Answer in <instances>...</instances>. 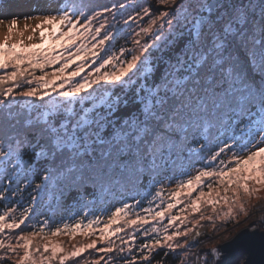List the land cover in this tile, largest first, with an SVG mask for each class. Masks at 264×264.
Segmentation results:
<instances>
[{"label":"snow or ice","instance_id":"6c2138e0","mask_svg":"<svg viewBox=\"0 0 264 264\" xmlns=\"http://www.w3.org/2000/svg\"><path fill=\"white\" fill-rule=\"evenodd\" d=\"M13 6L0 0V264H66L87 250L97 258L83 264H252L249 248L226 259L216 239L190 251L201 232L169 226L187 219L171 211L185 189L181 212L206 203L221 220L237 206L247 216L242 197L264 190V0H45L23 17L38 21L40 43L27 46ZM49 196L79 209L55 223ZM109 196L126 198L100 227L95 204ZM97 230L104 246L53 240Z\"/></svg>","mask_w":264,"mask_h":264},{"label":"rangeland","instance_id":"374dc122","mask_svg":"<svg viewBox=\"0 0 264 264\" xmlns=\"http://www.w3.org/2000/svg\"><path fill=\"white\" fill-rule=\"evenodd\" d=\"M90 2L93 5H98V6H103V5H111V3L114 2V0H90ZM128 2L131 3H136L138 2V0H128ZM0 19H2L0 17ZM38 23V21H34V20H25L23 17H20L17 20V26L16 28L18 29L19 32H23L24 35L22 37L17 36L16 40H22L23 41V45L27 46L30 44H39L40 43V39H39V29L36 30L35 33L32 32V28L35 27V25ZM25 25H27L28 27L26 28ZM7 32V20H5V24L4 25H0V33H6ZM31 36L32 39L29 40L28 37ZM15 42V41H14ZM127 47H132V45L129 43L128 45H126ZM97 62L96 64H91V62H89V64L86 66L85 71L83 73H81V75H87V73L89 71H91L93 68L98 66ZM59 65L56 66H52V67H46V71L51 73L53 71L54 67H58ZM74 67V65H73ZM109 71H111L112 69L109 68ZM69 71H71V69H69ZM2 74V73H0ZM42 73H40L39 70L36 71V75L39 76ZM75 79H79V77H76ZM34 86V85H33ZM55 95V93L53 94ZM196 167H200V165H196ZM189 171H191V169H189ZM207 178H205V183H207ZM138 189L141 190V192H147L149 190L144 189V187H142L143 189H141L139 186L137 187ZM153 188V186L151 187V189ZM167 189H174L175 185H166ZM203 190L205 192L208 191L207 187H203ZM199 190L194 191L192 194V198H195L196 195H198ZM187 190L185 189L184 192L182 193L180 200L181 203L177 205V207L175 209H172V214L173 215H180L181 217L187 216V219L184 220L183 224H180L179 221L176 222L175 225L173 226H169V231H174L177 227L180 228L181 230H183L185 227L188 228H193L194 227V231L195 230H199L200 232L202 231H208L209 233H211L212 238L211 239H216L217 242L219 244L223 243L225 240L220 239V237H223L225 235H227L229 238H231L239 229H241L244 226H250L251 224L255 223V221L257 222L258 219L262 218L264 216V190H262L261 192H259L256 196H253L251 198L249 197H242V202L244 203V209L245 211L248 213L247 216H245L244 212H239L238 211V206H237V210L235 214V218H228L226 220H221V219H217L215 217V214L212 211V207L206 203H201V212L199 213H189L187 211L185 212H181L180 209L183 208L185 206V204L188 203V197H187ZM51 196H49L50 198ZM48 198V201H49ZM139 198V197H138ZM47 199V197L45 198ZM164 199L165 201H167L169 199L168 196V191L166 190L164 193ZM159 204V200L153 202L151 204V207L154 210H159L157 205ZM149 204L147 202V200H145L143 207H148ZM229 206L227 204H219L216 206L217 211H220L221 209L223 210H227ZM114 210V208L112 209ZM0 211H3V207L0 206ZM134 212L136 213H142V210L140 208L134 209ZM203 214L204 216H213V222L208 221L207 219L204 220H200V215ZM97 215H102V223L100 224V227H104L105 223L107 222V216L106 214L100 213ZM89 218H91V216H89ZM200 220L199 224H195V221ZM86 222V221H85ZM32 223H35V220L32 221ZM153 224H155L154 221L150 222L149 225H147L146 227H151ZM167 224V218H165L160 224H155V226L157 228H162L163 225ZM213 224L215 225V227L213 226ZM118 225H112V227H116ZM259 226V225H258ZM257 226V227H258ZM261 229H263L262 227H260ZM28 229H25V231H27ZM132 231L131 229H128L127 227L125 228V232H130ZM142 233V230H141ZM141 233H137V245L141 242H143L144 238L142 236ZM119 236H125V233H119ZM126 238V236H125ZM112 239H114L116 241L117 244L120 243V240L117 239V237L113 236ZM183 239L185 238H180V241L182 242ZM200 243L193 249H191L190 251H200V248L203 246L205 248H208L210 245V241L209 240H204L199 239V237L197 238ZM54 242L60 244L65 250H69L71 249L73 246H81L84 244H88L90 243L92 240H98V230H97V235H92L90 237H86L84 236L82 233H76L75 235L72 234H61L57 237L53 238ZM98 246H104L102 242H100L98 240ZM181 251L182 250H178ZM206 251V250H205ZM97 258V254L94 250H87L85 253H83L81 255L80 258H74V259H69L68 261H66V264H83L84 260H91V259H95Z\"/></svg>","mask_w":264,"mask_h":264},{"label":"trees","instance_id":"16d2710c","mask_svg":"<svg viewBox=\"0 0 264 264\" xmlns=\"http://www.w3.org/2000/svg\"><path fill=\"white\" fill-rule=\"evenodd\" d=\"M6 3L11 2L14 6L10 10V15L14 14L19 17H24L25 15L29 14H37L35 9L39 5H43L45 3V0H5ZM47 3L54 4L55 0H47ZM9 15V18H10ZM4 18V17H1ZM119 44H124L123 38L119 40ZM118 47V45H117ZM151 182H147L144 184V189L151 190L152 187ZM143 189L142 187H140ZM138 191L141 192L140 189L137 188ZM142 193V192H141ZM130 195H135V192L131 193ZM45 199L48 203L52 204V207L48 209L47 215L52 216L54 215V222L59 223L61 218H67L71 216L74 212L78 211L79 205L71 199V198H65L64 200H61L59 202H54L52 200V197ZM126 197H111L109 196L107 199H101L95 204V207L98 209L96 214H100L103 212V210H112L116 206H120V201L122 199H125ZM138 198V197H137ZM131 202V201H129ZM41 217L40 219H42ZM36 222V221H35ZM207 248L201 247L200 251H205ZM161 257H156V259H160ZM166 264H179L178 258L175 256V254L170 255L166 261Z\"/></svg>","mask_w":264,"mask_h":264},{"label":"water","instance_id":"95a60500","mask_svg":"<svg viewBox=\"0 0 264 264\" xmlns=\"http://www.w3.org/2000/svg\"><path fill=\"white\" fill-rule=\"evenodd\" d=\"M237 236L240 239L234 244L231 243ZM262 241H264V229L258 227L251 229L249 226H244L229 238L228 241L220 244H228L222 256L226 259H231L241 247H247L250 250L249 255L252 259V264H264V252H262L261 248Z\"/></svg>","mask_w":264,"mask_h":264},{"label":"built area","instance_id":"2783aa9c","mask_svg":"<svg viewBox=\"0 0 264 264\" xmlns=\"http://www.w3.org/2000/svg\"><path fill=\"white\" fill-rule=\"evenodd\" d=\"M255 227H250L251 229H254V228H256L258 225V228H260V227H262L263 229H264V216L262 217V218H260V219H258V221L256 222L255 221ZM204 239V240H209V239H211L212 238V235H211V233H209L208 231H202L201 232V236L199 237V239Z\"/></svg>","mask_w":264,"mask_h":264}]
</instances>
